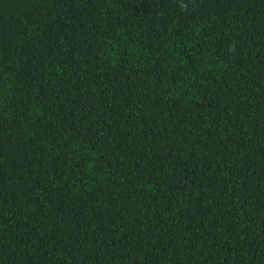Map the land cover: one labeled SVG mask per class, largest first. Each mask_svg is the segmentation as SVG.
<instances>
[{"label": "trees", "instance_id": "1", "mask_svg": "<svg viewBox=\"0 0 264 264\" xmlns=\"http://www.w3.org/2000/svg\"><path fill=\"white\" fill-rule=\"evenodd\" d=\"M0 264H264V0H0Z\"/></svg>", "mask_w": 264, "mask_h": 264}, {"label": "clouds", "instance_id": "2", "mask_svg": "<svg viewBox=\"0 0 264 264\" xmlns=\"http://www.w3.org/2000/svg\"><path fill=\"white\" fill-rule=\"evenodd\" d=\"M182 8H186L187 6L186 5H181Z\"/></svg>", "mask_w": 264, "mask_h": 264}]
</instances>
